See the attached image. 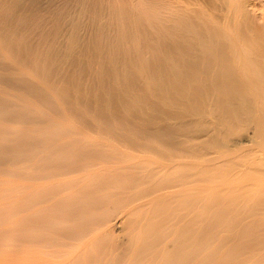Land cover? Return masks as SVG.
<instances>
[{
	"label": "bare ground",
	"instance_id": "bare-ground-1",
	"mask_svg": "<svg viewBox=\"0 0 264 264\" xmlns=\"http://www.w3.org/2000/svg\"><path fill=\"white\" fill-rule=\"evenodd\" d=\"M6 60L0 264H264V0H0Z\"/></svg>",
	"mask_w": 264,
	"mask_h": 264
},
{
	"label": "rangeland",
	"instance_id": "rangeland-1",
	"mask_svg": "<svg viewBox=\"0 0 264 264\" xmlns=\"http://www.w3.org/2000/svg\"><path fill=\"white\" fill-rule=\"evenodd\" d=\"M6 62V63H5ZM14 64H12V62L9 61H2L0 63V73H3V69L4 68H13ZM17 86L13 85L10 80H7L6 78H0V88L7 92V93H11L14 89H16ZM236 138V137H235ZM235 138L233 137V140H235ZM8 151V150H7ZM10 162V158L9 156H1L0 154V167H2L3 163H7ZM9 164V163H7ZM6 164V165H7ZM16 181V177L12 172L9 173H1L0 174V187H9V186H13L14 182ZM28 183H26L27 185Z\"/></svg>",
	"mask_w": 264,
	"mask_h": 264
}]
</instances>
